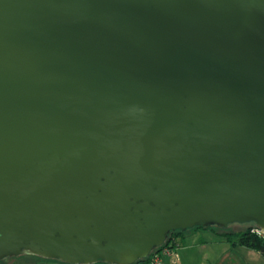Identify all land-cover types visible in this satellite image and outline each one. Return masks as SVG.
<instances>
[{"label": "water", "instance_id": "water-1", "mask_svg": "<svg viewBox=\"0 0 264 264\" xmlns=\"http://www.w3.org/2000/svg\"><path fill=\"white\" fill-rule=\"evenodd\" d=\"M249 223L264 0H0V260L134 264Z\"/></svg>", "mask_w": 264, "mask_h": 264}, {"label": "crops", "instance_id": "crops-1", "mask_svg": "<svg viewBox=\"0 0 264 264\" xmlns=\"http://www.w3.org/2000/svg\"><path fill=\"white\" fill-rule=\"evenodd\" d=\"M199 231H191L179 236L177 248L187 241L186 247L176 252V261L171 263L167 257L163 258L162 264H264V254L241 246L232 245L218 235L219 231H209L214 237H206ZM233 233L235 231H222Z\"/></svg>", "mask_w": 264, "mask_h": 264}, {"label": "trees", "instance_id": "trees-1", "mask_svg": "<svg viewBox=\"0 0 264 264\" xmlns=\"http://www.w3.org/2000/svg\"><path fill=\"white\" fill-rule=\"evenodd\" d=\"M239 225H244V226H246V228L243 231L233 232V233H224L221 230L218 233V235L221 236L226 241L230 242L232 245L241 246V247H244V248H247L250 250H254V251L259 252L261 254H264V240L258 238L256 235L251 233V230L255 228L254 225L252 223L239 224ZM213 228H216V227L192 228V229H188L186 231L212 230ZM184 232L185 231H183V232L175 231V232L169 233L167 236V240L165 241V243L160 248H162V247L175 248V246L177 245L175 240L179 236L183 235ZM155 251H157V250H155ZM151 254H149V256L146 259H144L142 261H138L134 264H148L149 257L151 256ZM99 264H101V263H99Z\"/></svg>", "mask_w": 264, "mask_h": 264}, {"label": "rangeland", "instance_id": "rangeland-1", "mask_svg": "<svg viewBox=\"0 0 264 264\" xmlns=\"http://www.w3.org/2000/svg\"><path fill=\"white\" fill-rule=\"evenodd\" d=\"M246 228V226L244 225H239V224H232V225H228L227 227L225 228H213L212 231H235L237 230V232H240V231H243L244 229ZM189 232L191 231H185L184 234H188ZM201 235L202 234H205L206 237H209V236H212L210 234L209 231H203L201 230L199 232ZM183 234V235H184ZM182 236V235H181ZM214 237V235L212 236ZM187 241L185 240V242L183 244H181V246L179 248H177L178 244H177V241H176V246L175 248H172L173 249V255H170V256H164L162 257L161 259V262L163 261V258H169L171 263H174L176 261V252L179 251L182 247H186V243ZM0 264H62L56 260H50V259H41V258H38V257H35V256H29V255H19L17 257H7V258H3L0 260ZM99 264V263H98Z\"/></svg>", "mask_w": 264, "mask_h": 264}, {"label": "built area", "instance_id": "built-area-1", "mask_svg": "<svg viewBox=\"0 0 264 264\" xmlns=\"http://www.w3.org/2000/svg\"><path fill=\"white\" fill-rule=\"evenodd\" d=\"M251 233L256 235L258 238L264 240V232L263 231H260L256 228H254L251 230ZM170 255H173V249L170 247H162V248L158 249L157 251H154L151 254V256L149 257L148 264H162V262H161L162 257L170 256Z\"/></svg>", "mask_w": 264, "mask_h": 264}]
</instances>
